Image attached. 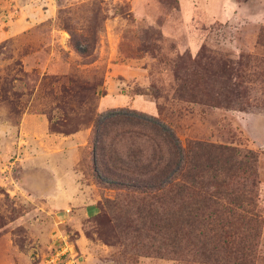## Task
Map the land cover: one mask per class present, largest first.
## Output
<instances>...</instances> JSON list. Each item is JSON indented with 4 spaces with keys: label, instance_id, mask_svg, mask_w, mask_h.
Wrapping results in <instances>:
<instances>
[{
    "label": "rangeland",
    "instance_id": "374dc122",
    "mask_svg": "<svg viewBox=\"0 0 264 264\" xmlns=\"http://www.w3.org/2000/svg\"><path fill=\"white\" fill-rule=\"evenodd\" d=\"M121 109L255 154L253 204L97 185ZM0 264H264V0H0Z\"/></svg>",
    "mask_w": 264,
    "mask_h": 264
},
{
    "label": "trees",
    "instance_id": "16d2710c",
    "mask_svg": "<svg viewBox=\"0 0 264 264\" xmlns=\"http://www.w3.org/2000/svg\"><path fill=\"white\" fill-rule=\"evenodd\" d=\"M49 128L63 133L52 123ZM89 145L97 185L137 192L173 190L188 208L187 222L208 219L202 212L210 207L223 211L222 202L228 200L242 211L253 204L257 156L250 151L200 142L183 148L157 119L122 109L95 117Z\"/></svg>",
    "mask_w": 264,
    "mask_h": 264
}]
</instances>
